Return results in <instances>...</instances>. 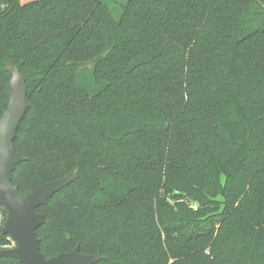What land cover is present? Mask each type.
Segmentation results:
<instances>
[{"label": "trees", "instance_id": "1", "mask_svg": "<svg viewBox=\"0 0 264 264\" xmlns=\"http://www.w3.org/2000/svg\"><path fill=\"white\" fill-rule=\"evenodd\" d=\"M12 66L30 103L12 184L77 170L35 208L45 258L264 264V0H127L118 17L106 0H0V117Z\"/></svg>", "mask_w": 264, "mask_h": 264}, {"label": "water", "instance_id": "2", "mask_svg": "<svg viewBox=\"0 0 264 264\" xmlns=\"http://www.w3.org/2000/svg\"><path fill=\"white\" fill-rule=\"evenodd\" d=\"M11 77L7 82L8 100L0 117V206L6 211L1 226L2 234L14 242L11 248H0V256L12 257L21 264H93L101 259L100 252L85 254L76 245L69 252H60L45 258L40 250V239L36 229L43 223V215L35 210L45 204L47 198L72 183L77 170L67 175L42 183L26 194L12 184L11 173L15 165L25 160L14 148L13 141L27 108L25 78L16 66L10 68Z\"/></svg>", "mask_w": 264, "mask_h": 264}, {"label": "rangeland", "instance_id": "3", "mask_svg": "<svg viewBox=\"0 0 264 264\" xmlns=\"http://www.w3.org/2000/svg\"><path fill=\"white\" fill-rule=\"evenodd\" d=\"M127 0H106V2L108 3V5L110 7H112V11L115 17H118L120 15L121 12V6L122 4H124ZM89 68L92 67V65H88ZM83 81H87L90 82L91 78H92V73L90 72H86L84 74V76H81Z\"/></svg>", "mask_w": 264, "mask_h": 264}, {"label": "built area", "instance_id": "4", "mask_svg": "<svg viewBox=\"0 0 264 264\" xmlns=\"http://www.w3.org/2000/svg\"><path fill=\"white\" fill-rule=\"evenodd\" d=\"M3 221H4V217H3V214H2V212H1V210H0V227L2 226V224H3ZM14 246V242H13V240H12V243L10 244V245H5V246H3L2 248H11V247H13Z\"/></svg>", "mask_w": 264, "mask_h": 264}]
</instances>
